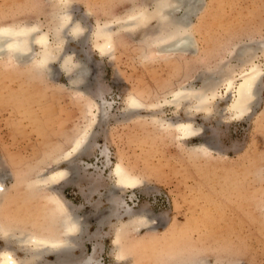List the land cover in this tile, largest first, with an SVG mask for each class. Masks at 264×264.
Masks as SVG:
<instances>
[{
  "label": "rangeland",
  "instance_id": "obj_1",
  "mask_svg": "<svg viewBox=\"0 0 264 264\" xmlns=\"http://www.w3.org/2000/svg\"><path fill=\"white\" fill-rule=\"evenodd\" d=\"M146 3L154 8L151 0H69L73 19L85 27L81 37L67 34L62 52L87 68L78 84L59 60L42 71L33 61L0 56V177L8 189L0 219L22 229L47 225L52 191L30 190L26 180L66 167L71 176L56 191L83 224L69 264H264V0H203L192 16L195 45L189 52L146 57L140 29L120 32L113 53L101 54L92 34L97 23ZM63 5L0 0V26L39 24L54 39ZM244 45L257 48L252 61L263 69L247 115L237 118L227 109L230 93L210 113L165 102L181 87L221 77L228 63L241 65ZM238 65L237 82L247 68ZM132 93L161 105L129 111ZM91 98L107 113L100 114L80 156L72 163L59 160L84 127ZM188 119L201 130L182 140L167 122ZM118 161L143 180L140 187L116 186ZM119 199L147 219L140 227L127 224L123 258L114 238L131 216L113 213ZM55 261V254H46L44 263Z\"/></svg>",
  "mask_w": 264,
  "mask_h": 264
},
{
  "label": "bare ground",
  "instance_id": "obj_2",
  "mask_svg": "<svg viewBox=\"0 0 264 264\" xmlns=\"http://www.w3.org/2000/svg\"><path fill=\"white\" fill-rule=\"evenodd\" d=\"M59 1H62L65 10L57 13V20L52 29L54 33L53 40L50 38L49 32L41 30L39 24L0 26V56L15 58L18 61L23 60L26 63L33 61L42 71H48L53 62L59 60L61 66L78 84L86 78L87 68L81 66L72 54H63L62 52L65 50L67 34L81 37L85 27L79 20L75 21L73 19L72 12L69 9V0ZM202 1L151 0L155 3L153 9L148 8L150 2L136 5L125 17L97 23L92 33L96 49L101 54L110 55L115 49L120 32L142 29L146 33V45L148 44V48L144 53L146 57L189 52L191 46L195 45L192 32V16L198 11ZM151 20L156 21L153 28L149 27ZM256 49L252 46H245L242 48L241 56L238 57L242 62L241 65L228 63L221 68V77L213 79L207 77V79H203L204 82L202 81L203 84L199 87L193 85L181 87L173 91L172 99L165 100V102L175 104L178 108L186 102L190 103V107L198 112L210 113L216 102L230 93L232 97L227 109L237 118L247 115L252 109V104L258 93V86L263 77L261 66L252 61ZM261 49L264 52V44L261 45ZM237 65L240 67L247 65L245 71L239 73L241 77L239 82L236 81ZM223 85L225 86V92L221 93L220 87ZM126 101L129 111L143 108L158 109L161 105L160 103H147L142 96L135 93L130 94ZM102 113H107V109H102L97 101L92 98L89 99L86 108V123L83 128L78 130L70 148L59 156V160L63 159L72 163L76 157L82 154ZM157 117L155 119L159 120ZM167 124L176 130L177 136L182 140L199 135L201 130L200 127L194 125L191 119L171 121ZM199 147L202 148V151L209 150L208 146L204 144L199 145ZM112 172L117 178L116 186L122 189H136L143 184V180L131 174L121 161L114 164ZM70 176L71 172L65 167L53 169V171L47 173H39L36 177L26 180V186L30 190L48 189L52 191L48 195L51 203L49 209L52 211V219L39 230L22 229L0 219V236H3L7 242V247L0 249V264H39L40 261L41 264H69L70 256L79 247L78 240L83 232L82 217L74 212L72 206L56 191V187L59 183L68 180ZM7 193L8 189L0 177V208L8 197ZM123 202V199L116 200L113 207L114 214H120L124 211L131 216L129 221L121 224L114 238L117 255L120 258L125 257L126 253L124 251L123 231L127 224L135 222L136 226L140 227L147 221L140 213L141 211H134L130 206L125 208ZM122 215L123 213L120 214V217ZM14 248L24 250V256H17ZM49 253L56 255V261L44 263L45 256ZM92 259L93 257H89L87 261ZM195 264L208 263L201 260L195 262Z\"/></svg>",
  "mask_w": 264,
  "mask_h": 264
},
{
  "label": "crops",
  "instance_id": "obj_3",
  "mask_svg": "<svg viewBox=\"0 0 264 264\" xmlns=\"http://www.w3.org/2000/svg\"><path fill=\"white\" fill-rule=\"evenodd\" d=\"M0 240L4 242V245H1L2 247L7 245L6 239L3 236H0ZM16 252L19 256L24 255V250H21L20 248H18Z\"/></svg>",
  "mask_w": 264,
  "mask_h": 264
}]
</instances>
